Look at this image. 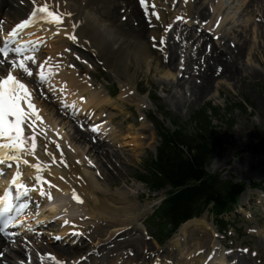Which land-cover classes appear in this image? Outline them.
Here are the masks:
<instances>
[{
    "label": "rangeland",
    "instance_id": "1",
    "mask_svg": "<svg viewBox=\"0 0 264 264\" xmlns=\"http://www.w3.org/2000/svg\"><path fill=\"white\" fill-rule=\"evenodd\" d=\"M13 2L14 4L11 6L14 8L16 4L20 8L17 13L18 17L21 18L24 8L19 2L23 1L13 0ZM212 4L213 6H219L220 2L210 3V0H195L193 2L195 10L200 11L201 8L205 9H201L206 13L202 18L208 15V7L210 9L212 8V10L208 9L211 20L206 24V29L202 32L201 30L204 26L200 28L197 22L189 23V29L182 30L181 33H184V37L193 40V43L192 41H187L185 38L181 40L178 34L173 36L172 31L170 42L173 41L178 47L176 58L173 62L176 66L175 68L171 66L167 67L166 62L163 63L162 53L156 50V39L155 46L150 48L152 53H150L147 60L141 59L133 52V47L130 46L125 51L124 59L127 58V61L125 60L124 67L116 73L109 69L102 60L103 57L106 59L109 53L100 51L99 55L101 56H98L97 59L95 55H91L88 51L82 50L85 54L83 60L90 58V65L79 64V66L83 68L84 72L91 74V90H96V93L100 95L104 94L110 101V103L104 102L100 106L101 111L103 110L101 113L102 119L107 122V132L104 133V131L100 130L97 135L95 134V139L99 137L98 143L94 142L93 139L91 143L88 136L87 140L78 139L79 136L74 131L77 128L68 124L67 119L65 117L62 118L63 116L59 114L56 122L53 121L54 118L51 121L52 126L57 124L59 129L60 127L62 128V137L66 138L69 146H73L81 154L80 160L82 159L81 161L85 164V167L94 173L95 177L102 184V189L106 188L107 193L117 196V200L120 202L115 205L116 208L122 207L127 210L130 208V205H133L132 208H135V206L141 209L148 207V212L144 213L143 217L138 216L136 213H131L129 210L119 212L118 215L119 219H123L124 217L132 218L131 222L133 224L129 226H132V229H134L132 233H126L129 236L121 233L118 236L121 239L119 241H129L135 238L144 241L147 246L140 249L141 256H147L146 249L148 248V250L153 251V254L159 250L160 257L170 262L173 261V264H196V260L203 254L202 252L195 254L199 250L197 243L200 242L201 236L205 235L204 233H211L212 231L210 237L209 235L207 236L213 242V249L211 248L212 242L206 244L204 247H208L207 250L211 248V251H216L209 263L218 264L223 261V257L225 256L222 254V248H219L220 244L218 243L219 240H223L224 244L228 246L232 245L235 248L248 247L250 251L254 250L257 253L255 258L250 257L251 254L243 255L246 258L243 257L242 259H247L249 264H264V2L262 0H247L242 3L240 0H222L221 13L213 10ZM100 6L102 4H99ZM171 9L172 7L165 10L166 19L164 18V23H167L172 16ZM217 15L222 17L220 23L223 24H219L217 28L220 36L219 39H215L213 31H211L212 24L215 27L213 21ZM125 17L122 13H119L115 18L116 21L114 24L120 25L122 28H127L126 25L131 27L135 24L136 26V22L130 20V18H128L129 20H124ZM160 27L162 29L164 28L160 24H157L153 28H148V30L155 29L157 36L161 32ZM168 29L169 27L167 25ZM198 38L200 39L198 40ZM205 38L206 52L209 48L211 50L214 45L218 53L221 56L224 55V58L232 65L227 67V69H233L237 73L230 78L224 76L220 72L222 68L226 69V67L223 64H216L212 70L213 85L210 86L202 98L194 99L190 96L191 87L189 86L192 80L196 83L199 82L198 77L204 69V65H202L203 54L208 55L210 64L213 63L210 57V50L208 53L203 50L200 54L201 60H198V58L193 60L194 62L196 61V64L192 67L193 70L184 73L183 79L180 77L183 75L182 71L186 59H189L188 57L191 56L188 54L191 53L194 58L197 49L200 47V42ZM235 44L236 46L233 48ZM241 44L243 47L245 46L244 50L239 52L238 57L234 56L237 54V47ZM45 55V52L41 53L42 57ZM167 56L168 51L165 55V60H167ZM174 56L171 61L174 59ZM70 59L76 62L78 60L71 56ZM200 63L202 67L200 66L201 69L198 70L197 65H200ZM69 65L71 66V64ZM79 66L77 65V68H75L77 71L80 69ZM3 67L5 68V66H0L1 71ZM80 73L82 74V71ZM177 80L180 81L178 87L175 86ZM127 87H131L134 90V94H131ZM179 87H182L181 90ZM164 88H168V90ZM150 94H154L158 99H152ZM132 97L136 100H132ZM54 102L55 104H48L56 107L58 100L55 98ZM137 102L140 103L137 104ZM181 103L184 104L182 105ZM207 103H210L217 110V115L212 117V125L216 128L217 132L225 134L226 139L222 145L216 146L213 149L211 160L206 170L209 174L218 175L222 180L240 183L246 188V191L238 200L236 216L233 217L238 233L226 234L224 237L215 236V227H212L213 225L211 224L213 217L208 212H205L206 219L203 224L190 226L183 234L177 231L165 245H159L154 240L148 238V234H155L148 218L151 216L153 210L161 204L169 189L165 188L161 191L150 193L144 184L135 179L136 173L143 171L146 160L155 156V148L159 141L152 124L146 118L140 120L139 117L142 114L148 115L152 111L156 112V105L161 106L168 113V119L164 120L167 128L175 129L176 126H174L173 121H176L179 124L178 126L180 124L185 126L183 130L191 132L195 123L191 119L192 115ZM147 105L150 108H146ZM209 109V107L206 108V113L210 111ZM49 116L52 117L51 115ZM98 122L101 124L104 123L103 121ZM229 127L231 128L229 129ZM78 131L88 133L86 128ZM131 135L134 136V140L131 139ZM90 145H94L95 147L90 148ZM106 152L117 154V156L111 158V163L105 158H101ZM84 156L90 158L95 166H86V161L83 159ZM237 162L244 165L246 169L252 167L251 169L254 171L248 172L247 175L237 174L235 172L228 174V170L232 167V164ZM221 164L224 167L218 169ZM108 179L113 182V185L109 187ZM255 185H258L257 189L253 188ZM119 193L123 195H119ZM137 194H140L138 198L136 197ZM87 201L89 202V207H91L92 203L90 200ZM246 211L247 214H244ZM225 218L228 219L226 216ZM100 220H105V218H101ZM100 220H89L86 224L89 231L90 226L95 227V236L102 235L100 236L102 237V241L98 244L94 245L93 241L95 240L92 237H88L85 241L88 246L94 249L91 256L88 257L86 247L77 248L76 250L79 253L73 258L58 253L54 254L62 258H72L73 260L70 261H74V258L81 254L85 255L86 260H83L79 264H105L106 262H102V258L100 257L105 254L104 252H111L109 258L111 256L115 264H128L131 263V260H135L134 250H116L114 246L118 241H114L115 238L112 241L107 239L108 234L112 230L116 233L121 228L108 229L106 224L107 220L105 221V226L103 225L104 221ZM110 221L112 220L110 219ZM110 227L114 226L110 223ZM98 231L100 233H97ZM106 232L109 233L103 236ZM174 239H178L181 245H185V247L181 249L178 245L175 246ZM30 243L34 251L38 249L36 246L39 244L50 247L48 246V244L50 245L49 240L44 241L30 238ZM51 246L58 247V244L53 243ZM60 247L67 249L65 247H69V245ZM199 248L202 249L201 247ZM98 250L99 252H97ZM127 252L133 253L134 257ZM24 257L19 256L18 258L23 261ZM232 257L235 258V255H232ZM70 261H67V263Z\"/></svg>",
    "mask_w": 264,
    "mask_h": 264
},
{
    "label": "bare ground",
    "instance_id": "2",
    "mask_svg": "<svg viewBox=\"0 0 264 264\" xmlns=\"http://www.w3.org/2000/svg\"><path fill=\"white\" fill-rule=\"evenodd\" d=\"M213 1L215 2L216 0H210V3H212ZM240 1L244 3L247 0H240ZM45 2H47L49 5H54L55 0H37L38 4H44ZM149 2L155 4V8L159 14V19L157 20L160 22H163L165 18V15H164L165 9H163V7L166 8L168 4L172 5L174 0H149ZM218 2H220L219 6H215V5L213 6L212 4L213 10H215L216 12H220V8H222V5H221L222 0H218ZM11 3L14 4L13 1L11 2V0H0V8L2 10L1 13H4L5 15H7L5 13L7 11L8 14H11L10 9L5 10V6L7 5L8 7ZM27 3L31 6H34L32 0H28ZM99 4H102V6L99 7ZM180 5H181L180 6L181 11L173 14V16L169 20V24L174 23L175 18H177L178 16L183 18L181 19V21H187L186 19L189 18L191 14H194L193 15L194 19L196 17V18L201 19V21L202 19L206 20L208 19V17H211L209 16L210 15L209 10L205 7L207 9L208 15L204 17L206 19L202 18L206 13H204L201 9L203 10L205 9L201 8L200 11L195 10L191 0H187V2H185V0H180ZM57 6H58V9H60L62 12L72 13L71 16L65 17L64 23L60 26L59 32L56 31L57 26L51 23L34 24L29 29L23 32L22 40L35 39L36 40L35 43H41L42 46L46 48V50H48V53L50 55L49 58L51 59L49 58L46 60L40 59V64L47 61V63L45 64V72L47 73L51 71L52 75L50 76L49 81L46 83L49 84L52 90H55V91L57 90L59 92L60 99L66 104L65 106H68L70 108H76V110L81 109L83 106L81 105L79 98L80 96H82L81 93L83 94L85 93V94H88V101L86 103V110L88 111V113L98 108L101 112V108H100L101 104L104 102L110 103L109 98L107 96H104V94L100 95L99 93H95V92L88 93L89 89L86 88L87 86L85 84V81L79 80L76 77L74 71L66 72L64 69L65 65L68 62V57H67L68 55H66L65 53L63 54L62 51L66 49L67 41L70 37L68 35H65V32L77 33L78 38H79L78 44L83 47L85 46L89 48L90 51L93 53L96 52V56H101L99 55L100 51L102 52L105 51L106 53H109V56L106 57V59L103 57L102 60L105 62L108 68H110L112 71H115L116 73L118 72L119 69L124 67L125 60L127 59V58L124 59L125 51L130 46L133 47L134 49L133 52L137 54L141 59L147 60L150 53H152V51H150L151 50L150 48L152 47L154 43L153 37H155L156 31L146 29V24L143 22V19L141 18V10L139 9L138 4L135 0H58ZM155 8L153 10H155ZM122 9L123 11L126 12L127 19L130 18V20H133L134 22H136V26L135 24L134 26H131V27L129 25H126L127 28H122V26L114 24V22L116 21L115 18L119 14V11ZM197 13L201 18L197 15ZM11 19H13V21ZM11 19L8 18L7 22H13L14 24V22L17 23L21 20V19L19 20L17 19V15L11 17ZM76 22H78V25L75 29H73L72 25L77 24ZM220 25H223V24L220 23ZM134 27H136V29H134ZM181 34L184 36V33H181ZM161 35H164V38L167 37L164 33H162L160 34L159 38L161 37ZM205 40L206 39L201 41L200 47L197 49L195 57L194 58L191 57L185 61L184 73H187L186 71L190 70V68L192 67V64H196V61L195 62L193 61L194 59L198 58V60H201L200 54L203 52V50H205V42H206ZM74 42L75 41H73V43ZM163 43L165 42L163 41ZM244 47L242 44L239 45L237 47V54L234 56H237L240 51L242 52L244 50ZM168 53L170 54V57L168 56L169 61L166 64V66L167 67L171 66L175 68L176 66L174 65L173 62L176 58V53H177L176 47L174 45L169 46ZM173 56H174V59L171 61ZM210 57L213 61L212 64L209 63L208 55L203 54L202 65H204V69L202 70V73L200 72L201 74L199 73L200 74V76L198 77L199 82L196 83L195 81L192 80V82L190 83L191 84L189 86L191 87L190 96H192L194 99L202 98L204 94L208 91L210 86L213 85L214 80H213L212 70L216 66V64H223L226 67V69L222 68L220 72L224 76H227L230 78L234 74L237 73V72H234L233 69L231 70L227 69V67L232 66V65L227 61L226 58H224V55L221 56V54L218 53L217 48H215L214 45L210 50ZM202 65L200 63L199 66L202 67ZM6 70H7L6 67L5 68L3 67L2 71L0 70V79L6 76ZM168 72H169V69H168ZM183 78L184 77L182 76L181 79ZM179 85H180V81L177 80L175 83V86L178 87ZM181 88L182 87H179L180 90ZM129 89H132V88L129 87ZM164 89L168 90V88H164ZM69 99H72V100H69ZM132 100H136V99L132 97ZM140 102H137V104ZM181 104L183 105L184 103H181ZM46 105L47 104H44V106L42 105V109H43V110L41 109L42 112L46 110V112L49 115L52 113L54 114L53 112L54 110L51 107H49V105L48 106ZM38 106L40 107L39 103H38ZM50 108H51V111L48 110ZM24 128H25V133L28 135H31V129H29L28 125H24ZM132 135H131V139L134 140V136ZM77 136H79L78 139L86 140V134L84 133L77 132ZM43 138H44L43 136L38 137L39 144L48 147L50 151L56 154V162H53L52 158L48 156L47 153L45 155H42L41 153L43 152L40 147H38L36 151V155H34V157L36 158L37 155L40 157V162H42V166L44 167V171L42 174L47 177L49 176L51 179L52 187H49V189L54 191L55 197H54L53 203H55L56 201L59 204L53 205L52 203H48L46 201V197H44L40 201V203L37 205L38 207L42 206L41 210H44L42 213L37 214L36 216L37 222L39 221L43 222L47 218L57 215L56 212H59L58 211L59 208L66 207V204H69V206L71 207L70 209L78 208L80 205L75 204L72 201V198L70 196L71 192L73 191L72 189H76L79 195L82 197L83 199V202L81 203L82 206L89 207V202L87 200H90V202L92 203V206L85 210L86 214L91 219L94 218V219L100 220L101 218H105L109 224L111 223L112 226H114V227H110L109 225L108 228L110 229H116L120 227L121 228L120 230L127 231L128 230L127 228H129V225L133 224V222H131L132 218L130 217H124L123 219H119L118 218L119 212L129 210L131 213H136L138 216H141V217L144 216L143 215L144 213L148 212V207H145V209H141L137 206H135V208H132L133 205H130V208L127 210H125L126 208L123 209L122 207L116 208L115 205H117V203L120 202L119 200H117L118 199L117 196L107 193L106 188L102 189L103 186L100 183V181L94 176V173L90 171L89 168H86L82 164L83 162L81 163L77 159L79 155H81L80 153L78 152L74 153L71 150L64 149L63 150L64 156L62 159L61 156L57 153L58 149L55 148V146L52 144V141L44 140ZM135 142L138 143L136 140ZM91 147L94 148V146H91ZM30 149H31L30 144H26L25 149L20 153L21 157L25 153L26 158L29 161L28 166L23 167L22 165H20L21 170L25 172L26 171L29 172L31 169V165L34 163H37V160L32 158V152ZM114 156H117V154L106 152L103 156H101V158H105L108 162L111 163V158ZM61 159L63 160V162L59 163V160ZM65 162H66V168H63V165L65 164ZM223 167L224 166L221 164V166L218 167V169H222ZM251 168L252 167H250V169H246V167L242 165L240 162L233 163L232 167H230V169L228 170V174L235 172L237 174L247 175L248 172L254 171ZM32 172L33 170H31V173ZM111 185H113V182L109 180L108 187ZM119 195H123V194L119 193ZM139 196L140 194L136 195L137 198ZM110 219L116 222H112L110 221ZM205 219H206V214H204L203 216L199 218L191 219L185 222L184 224H182L179 228V231L182 232L181 234H183L185 233L188 227L193 226V225L203 224L205 222ZM69 221H70V224L73 221L75 222L74 225L76 226L75 227L76 229L78 230L82 229V223L79 222L78 219H71ZM59 222H62V221H59ZM70 224L67 225L63 229L58 228L57 230L58 234H70V228L72 227V225ZM133 230L134 229H131L126 233H132ZM112 232L110 234H108L109 232L105 234V235L107 234L109 235L107 236L108 239L113 238V236L115 235V233L114 232L112 233ZM211 233H204L205 235L201 236L200 242L197 243L198 249H200L199 247L204 248L205 245L209 243L210 239L208 238L207 235H209L210 237ZM97 236H101V235L99 234ZM70 237L73 238L72 236H69V238ZM96 240H99V239L97 238ZM174 240L175 241L173 242L175 246L178 245V247H181V249L185 247V245H181L178 239H174ZM81 244L82 242H79V244H77L76 246L79 247L81 246ZM145 246H147V244L144 241L138 238H135L129 241L125 240L121 243L117 242L115 247L123 248V249H126V248L133 249L136 254L135 256L136 260H138L140 259V257L143 258V256H145V255L141 256L142 253L140 251V249ZM50 247L49 249L53 253L67 255L69 257H74L76 254L79 253V251L76 250L77 248L65 247L67 249H64L62 247H57V246H52V248ZM147 250L148 248L146 249V252L147 254H149L151 250H148V251ZM16 253L20 254L21 256L20 250H17ZM110 253L111 252H106V254L102 255L101 261L106 262L107 264H114L115 262L112 261L111 256L109 258ZM158 254L159 253H157V255ZM204 255L205 254H203L202 256H199V258L201 259ZM8 257L10 256H6L7 259ZM148 257H150V255H148ZM59 258H62V257H59ZM193 258H194V255H193ZM142 262H145L144 258ZM150 262H153V260L151 259ZM236 263L237 264H248L247 260L242 259V258L238 259Z\"/></svg>",
    "mask_w": 264,
    "mask_h": 264
},
{
    "label": "snow or ice",
    "instance_id": "3",
    "mask_svg": "<svg viewBox=\"0 0 264 264\" xmlns=\"http://www.w3.org/2000/svg\"><path fill=\"white\" fill-rule=\"evenodd\" d=\"M35 5L31 15L23 20L21 23L17 24L10 32L9 36L5 38L3 42V46H0V54L3 57L8 58L11 53L16 54V59H12L10 61L11 66L13 68H19L23 70L28 76L33 75V70L28 66V62L32 64H36L37 58L34 53L37 51L35 48H26L23 45H17L15 47L11 46V41L18 37L20 30L26 28L30 24L35 23L37 19L47 21L48 23L54 24L57 26L56 31H60V26L64 23L65 17L71 16V12H62L58 10V0H55L54 5H49L47 2L44 4H38L37 0H32ZM187 2V0H185ZM141 5L143 6L144 12L146 15H156V18L159 19L158 13H150L149 9L155 8V4L149 2V0H140ZM177 20L183 19L182 17H177ZM77 27L76 24L72 25V28L75 29ZM169 28L172 25H168ZM65 35L70 36V39L79 43V38L77 33L75 32H65ZM156 38L153 37V40ZM164 38H161V42H163ZM30 43V42H28ZM32 53V54H28ZM51 59V58H49ZM5 60H0V66L5 64ZM41 63L39 65V74L38 78L41 83L48 82L50 76L52 75L51 71L45 72V64ZM83 99V97H81ZM26 104V107H25ZM35 116V119H33ZM12 117L13 119H10ZM43 117L40 115L39 110L32 100V92L29 89L28 85L23 83L21 80L17 79L16 76L12 74L11 71L6 70V76L0 79V164L7 163L9 161H14L17 168L15 175L12 177L11 184L15 185L17 191L21 195H27L31 190V187H35L37 184L40 186V195H47L49 199H51L50 192H45L44 184L47 183L49 187H52V183L50 180H46V178L41 175L44 171V167L42 166V162H40V157L37 155V163L32 164L31 167L36 170L35 177L31 182V187L29 183L20 182V178L22 176V171L20 168L21 165V156L20 153L25 149L26 144H30L31 152L33 155H36V151L38 147H40L43 151H45L48 156L52 158L53 162H56V154L49 150L48 147L39 144L38 137L45 136L46 129L37 128V121H43ZM28 122V127L31 129V135L25 133L24 125ZM81 128L84 127V124L81 123ZM91 130L93 132H99L98 125H91ZM59 135V133H57ZM52 144L56 149H59V154L63 159L64 151L61 148V145L53 140ZM15 153V154H11ZM24 165H28V160H23ZM66 164V162H65ZM11 188V186H10ZM74 198L83 202L78 195H75ZM14 207L13 199L10 196L9 192L5 193V196L0 197V215H3L10 211ZM26 204L19 205V208L22 210L26 208ZM65 225H69V220H64ZM72 227L70 228V235L77 236L82 235L78 229L75 228V222H71ZM2 231V229H0ZM57 240L63 239L61 236L55 237ZM246 251V250H245ZM50 258L54 261L57 260L55 256L49 254ZM57 264H61V262L57 261Z\"/></svg>",
    "mask_w": 264,
    "mask_h": 264
},
{
    "label": "trees",
    "instance_id": "4",
    "mask_svg": "<svg viewBox=\"0 0 264 264\" xmlns=\"http://www.w3.org/2000/svg\"><path fill=\"white\" fill-rule=\"evenodd\" d=\"M195 118L199 129L190 135L166 129L156 121L161 136L156 158L146 162V173L137 175L153 189L171 185L173 190L158 214L165 226L176 227L210 202L215 212H221L240 192L241 187L222 184L205 172L211 152L224 142V136L215 131L205 109Z\"/></svg>",
    "mask_w": 264,
    "mask_h": 264
}]
</instances>
